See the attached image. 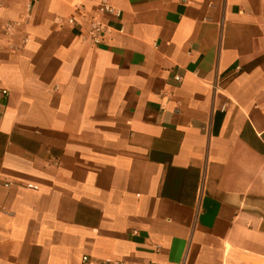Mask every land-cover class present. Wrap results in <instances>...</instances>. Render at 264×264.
<instances>
[{
  "label": "crops",
  "instance_id": "crops-1",
  "mask_svg": "<svg viewBox=\"0 0 264 264\" xmlns=\"http://www.w3.org/2000/svg\"><path fill=\"white\" fill-rule=\"evenodd\" d=\"M98 2L0 0V264H264V0Z\"/></svg>",
  "mask_w": 264,
  "mask_h": 264
},
{
  "label": "built area",
  "instance_id": "built-area-1",
  "mask_svg": "<svg viewBox=\"0 0 264 264\" xmlns=\"http://www.w3.org/2000/svg\"><path fill=\"white\" fill-rule=\"evenodd\" d=\"M98 13L92 14L90 16L85 15L86 22L88 25V36L89 39L93 44H99L102 43L106 37L107 32L109 31V26H107L102 20L99 14H109L114 17L120 16V11L116 9L112 3L111 0H99L98 2ZM74 21L73 18H70L68 20L69 23H72ZM179 76L176 77V80H179ZM8 93V90L0 85V97L6 96ZM260 139L262 142H264V132H261L259 134ZM29 188H35V186H29ZM87 257L83 256L82 260L86 261ZM112 264H119L118 262H112Z\"/></svg>",
  "mask_w": 264,
  "mask_h": 264
}]
</instances>
